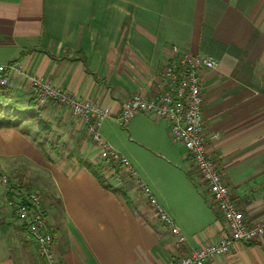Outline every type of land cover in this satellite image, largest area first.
I'll use <instances>...</instances> for the list:
<instances>
[{
	"label": "crops",
	"instance_id": "1",
	"mask_svg": "<svg viewBox=\"0 0 264 264\" xmlns=\"http://www.w3.org/2000/svg\"><path fill=\"white\" fill-rule=\"evenodd\" d=\"M173 47L218 62L200 73L206 150L246 221L263 220L264 0H0V66L13 63L0 87V122L17 124L0 127V174L40 194L59 264H168L223 233L219 212L190 175L184 151L171 143L165 120L139 113L121 131L156 158L145 164L144 154L128 148L121 153L135 178L120 183L103 174L124 198L80 166L99 162L81 119L53 101L38 110L32 99L36 78L109 108L99 134L120 151L109 136L115 116L133 95L150 99L164 91ZM35 112L45 132L26 117ZM52 144L63 155L49 153ZM141 187L184 243L159 221ZM5 188L0 184V206ZM12 224L0 222V264H44L23 228ZM24 245H32L33 259L14 255ZM205 264H264V236Z\"/></svg>",
	"mask_w": 264,
	"mask_h": 264
},
{
	"label": "built area",
	"instance_id": "2",
	"mask_svg": "<svg viewBox=\"0 0 264 264\" xmlns=\"http://www.w3.org/2000/svg\"><path fill=\"white\" fill-rule=\"evenodd\" d=\"M173 53L175 59L164 69V91L150 99L133 95L123 102L115 121L120 127L126 128L137 114L146 113L150 117L167 122L171 143L179 145L184 151L191 164L190 175L201 181L208 202L219 212L224 225V231L216 243L196 249L168 264H205L213 257L228 253L235 245H248L263 237L264 219L254 224L246 221L243 212L232 199L215 161L206 150L204 95L200 73L203 70H215L218 62L209 56H197L177 47H173ZM12 68L10 64L0 66V87L7 85ZM30 88L37 109L53 101L68 108L73 115L81 119L99 150L98 164L102 166L105 175L120 183L124 179L135 178L129 161L115 153L99 134L102 121L112 115L109 108H101L90 101H77L50 83L36 78L30 79ZM140 189L147 196L159 221L169 228L177 243H184L179 229L150 196L148 188ZM13 194V214L27 239L35 245L44 264H59L54 251V235L49 227L40 195L27 190Z\"/></svg>",
	"mask_w": 264,
	"mask_h": 264
},
{
	"label": "rangeland",
	"instance_id": "3",
	"mask_svg": "<svg viewBox=\"0 0 264 264\" xmlns=\"http://www.w3.org/2000/svg\"><path fill=\"white\" fill-rule=\"evenodd\" d=\"M2 88H4V87H2ZM33 102H34V105H36L34 100H33ZM40 109H41V107H38V110H40ZM0 112H1V109H0ZM33 113H31V114L29 113L28 115H26V117L28 116L27 118H30V120L36 121L35 123L37 125H39L40 129L45 130L46 128H45L44 124L41 122L40 116L38 115V112H35V114H33ZM122 130H125V128H122L118 125V123H115V125L112 127L111 133L109 135L110 138L113 140V142H115L116 144H119V146H120L119 148H121L120 151H114L115 153H118V154L124 156L125 158H126V156L124 154H122L121 152H126V151L131 150V151H134L135 154L140 155V156L144 154L143 158L145 159V161H144L145 164H151L152 161L156 160V158H154V155L142 152L141 150L133 147V145L127 143L125 140V135L121 132ZM48 148L50 149V150H48L49 153L51 151H53V153L57 154V155H63V153L65 152V149H63V147L61 145H58L56 147L52 144V145H49ZM128 148H129V150H128ZM45 151H47V150H45ZM18 175H20V173L14 174V177L18 178L19 177ZM12 177L13 176L0 174V184L3 186H6L5 190H3V192H2V195L4 196V200H3L4 203H3V205L0 206V222H4L5 219H11L12 223H13L12 225H15L16 220L14 219L15 217H14L13 208H12V201H13L14 194L12 192H14V193L23 192L25 190L24 185H26V184H24V185L21 184V187H19L18 186L19 181L18 182L13 181L11 179ZM4 179H5V182H3ZM9 179H11V180H9ZM130 180H133V179L131 178ZM140 191L142 192L141 189H140ZM31 192H33V191H31ZM151 208L154 210V208L152 206H151ZM153 212H155V211H153ZM16 227H17L16 228L17 231H20L19 227L18 226H16ZM10 240H12V239H10ZM23 244H25V243H23ZM31 246H29V245L28 246L24 245L23 247L20 246L22 249L17 247L13 251L14 255L20 254V256L23 257L25 254V255H27L26 257H30V259H31L33 257V254H32L33 252L30 249V248H32ZM16 258H19V256H17Z\"/></svg>",
	"mask_w": 264,
	"mask_h": 264
},
{
	"label": "trees",
	"instance_id": "4",
	"mask_svg": "<svg viewBox=\"0 0 264 264\" xmlns=\"http://www.w3.org/2000/svg\"><path fill=\"white\" fill-rule=\"evenodd\" d=\"M13 63H10V65H12ZM31 104L33 105V102H31ZM17 127L16 123H11V122H4L1 121L0 122V127ZM42 131L45 132V130L42 129ZM80 166L85 168L90 174H92L96 180L98 181V183L103 187L106 188L110 191L113 192H119L124 198H125V193L122 191H117L115 190L113 187L109 186V184L107 183V180L104 179V170L102 168V166L100 164H92V163H88L85 161L80 160L79 161ZM252 244V243H251Z\"/></svg>",
	"mask_w": 264,
	"mask_h": 264
}]
</instances>
